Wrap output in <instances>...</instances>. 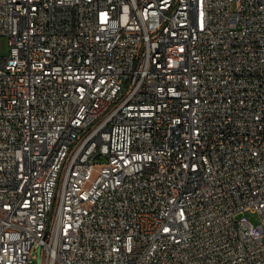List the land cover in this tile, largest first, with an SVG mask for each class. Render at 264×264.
<instances>
[{"label":"built area","instance_id":"obj_1","mask_svg":"<svg viewBox=\"0 0 264 264\" xmlns=\"http://www.w3.org/2000/svg\"><path fill=\"white\" fill-rule=\"evenodd\" d=\"M2 35L0 264H264V0H0Z\"/></svg>","mask_w":264,"mask_h":264},{"label":"rangeland","instance_id":"obj_2","mask_svg":"<svg viewBox=\"0 0 264 264\" xmlns=\"http://www.w3.org/2000/svg\"><path fill=\"white\" fill-rule=\"evenodd\" d=\"M8 49L9 46L7 43V36H0V56H6L8 54ZM244 214L251 223L257 224L260 222V217L257 212H251L249 210H246ZM261 242L264 243V234L262 236ZM30 264H37V261Z\"/></svg>","mask_w":264,"mask_h":264}]
</instances>
